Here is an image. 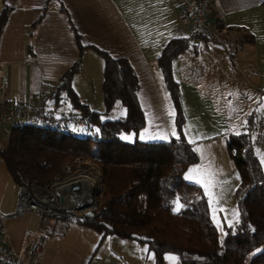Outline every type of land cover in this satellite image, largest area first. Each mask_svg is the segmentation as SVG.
<instances>
[{"label":"crops","instance_id":"0c3cea01","mask_svg":"<svg viewBox=\"0 0 264 264\" xmlns=\"http://www.w3.org/2000/svg\"><path fill=\"white\" fill-rule=\"evenodd\" d=\"M5 4L11 10L0 44V104L28 103L43 86L47 88L42 99L45 105L61 102L54 101L53 92L62 73L79 53L61 9L64 6L85 45L80 69L72 78L79 99L90 109L103 111L102 95H87L89 77H102L103 61L94 47L115 57L126 56L138 77L137 99L145 117L144 127L136 133H127L130 137L127 140L137 137L142 141H160L176 135L174 110L156 63L168 40L188 37V28L178 18L173 0H0V11ZM44 6L42 18L33 24ZM211 15L221 34L233 40L234 46L226 49L216 41L190 40L193 46L175 57L171 65L181 92L184 134L199 154L198 162L192 164L194 170L184 172L188 176L191 171L186 181L202 188L208 208L210 198L215 203L220 199L217 184L222 182V175L218 177L222 156L216 143H221V139L219 133H212V143L208 142L197 136L191 125L198 119L209 123L218 116L207 109L208 101L215 103V92L238 97L239 93H245V87L254 93L248 110L255 108V116H264V96L260 112L254 105L259 95H264V0H213ZM218 74L228 78L216 79ZM118 114L124 115L125 109ZM225 119L231 121L229 113ZM232 132L230 124L221 134L228 136ZM202 156L207 158L203 164ZM258 158L264 160V150H260ZM204 173L207 182L203 181ZM18 186L0 155L3 212L15 211ZM231 211L236 220V212ZM7 228L10 244L21 255L30 240L41 233L48 236L39 264H143V254L148 255L149 246L146 243L145 250L144 240L139 237L102 235L81 223L55 218H49L42 230L35 213L8 219Z\"/></svg>","mask_w":264,"mask_h":264},{"label":"trees","instance_id":"16d2710c","mask_svg":"<svg viewBox=\"0 0 264 264\" xmlns=\"http://www.w3.org/2000/svg\"><path fill=\"white\" fill-rule=\"evenodd\" d=\"M61 9L79 53L59 78L54 101L68 100L85 124L53 128L30 119L12 126L8 143L0 145V155L13 179L18 185L34 179L44 190L66 163L76 158L92 159L101 165L100 204L92 216H75L72 221L102 235L139 237L147 242L156 264L162 263L167 252L175 253L179 264H264V166L253 154L249 133L256 112L248 115L243 131L227 136L228 151L239 174L235 189L238 214L219 241L202 188L183 178L198 155L183 134L180 89L171 65L175 57L193 46L189 37L168 40L156 58L174 106L176 135L160 141L126 140L120 133H136L145 125L137 99L138 77L126 56L115 57L94 47L103 61L104 110L90 109L82 102L71 81L80 69L85 45L67 9ZM10 10L5 4L0 11V44ZM44 11L45 6L33 24ZM116 100L125 107V114L104 118ZM176 201L178 209H174Z\"/></svg>","mask_w":264,"mask_h":264},{"label":"built area","instance_id":"2783aa9c","mask_svg":"<svg viewBox=\"0 0 264 264\" xmlns=\"http://www.w3.org/2000/svg\"><path fill=\"white\" fill-rule=\"evenodd\" d=\"M213 0H173V6L178 18L188 28L190 40L207 39L222 44L226 49L234 41L226 38L218 29L216 19L211 15ZM5 87V83L2 84ZM47 88L43 86L33 94L28 103L0 104V145L9 141L10 128L24 119L36 120L53 128L81 127L85 120L81 114L70 106L59 103L47 106L43 103V95ZM253 154L258 157L260 150H264V116H256L249 129ZM64 179L53 177L44 190H41L36 180H29L18 186V204L14 212L5 213L0 209V264H39L48 236L41 233L37 238L28 242L23 255L9 242L7 220L28 213H35L39 217V227L44 230L49 218L64 219L71 222L75 216L84 215V211L67 208L62 200L61 190L55 186L65 184ZM141 238L144 235L139 234Z\"/></svg>","mask_w":264,"mask_h":264},{"label":"rangeland","instance_id":"374dc122","mask_svg":"<svg viewBox=\"0 0 264 264\" xmlns=\"http://www.w3.org/2000/svg\"><path fill=\"white\" fill-rule=\"evenodd\" d=\"M218 75L219 76H217L216 79H219V80H226L228 78L225 76V74H223V75L218 74ZM100 78H101V80H100ZM100 78L98 75L97 76L91 75L89 77L90 85H89L88 93H87V95L89 97H94L95 95H98V94L100 96L102 95V91H101L102 77L100 76ZM71 85H72V81H71ZM179 89H180V87H179ZM244 89H245L244 90L245 93H239L238 97H236L234 94H230V93L227 94L226 92H220V93L215 92L213 94V98H214L215 103L213 105L212 101H210V102L208 101L207 109L213 110L214 111L213 113L218 115V116H215L214 118H212V121H209V123H206L207 121H205V120H203V122H201L198 119L195 122H193L191 125V127L193 129H195V131L197 133L196 135L201 137V138H204L208 142L212 143L213 138H210L212 133H215V134L219 133V135H220L219 137L221 139V143L220 142L216 143V144L220 145L221 152H218V153L222 156V161L220 163V168H219L220 172L218 173V177L222 175V182L217 184L220 199H219V202L215 203L214 200L212 198H210V202H209V210H211V217H212V219H213V221L217 227L219 241H222L225 234H226V228L225 227L229 224H233L235 221V220H233L231 210L234 209V211L236 212V215L238 214L236 197H235V189L239 184L238 170L236 168V165H235L233 159L231 158V156L229 154L228 147H227V137H226L227 135L221 134V133H222V131H226L227 127H230V124L232 125V131H233L232 133H239V132L243 131L245 129L244 125L246 124L248 115L252 111H255V108H253L252 110H248L249 109L248 106L250 105L249 99L254 95V93L251 92V90L249 88L245 87ZM168 95H169V93H168ZM261 96H264V95L260 94L259 95L260 100L258 98L256 104H254L257 106L256 109L259 112L261 111L260 110V108H261V105H260ZM81 97H84V96L81 95ZM169 97H170V95H169ZM170 100H171V98H170ZM82 102H84V101H82ZM180 102H181V92H180ZM60 103H63L66 106H70L68 100H65V99H62ZM102 103H103V100H102ZM171 104H172V100H171ZM181 106H182V102H181ZM221 106H222V110H221ZM103 107H104V104H103ZM172 107L174 110L173 104H172ZM119 109L121 111H124L125 107L123 106V104L120 101L116 100L112 104L108 113L103 114V117L104 118L119 117L118 116L119 115L118 112L120 111ZM103 110H104V108H103ZM182 110H183V108H182ZM227 113H229V115H230V120H231L230 122L227 121L226 119L224 120L225 115ZM183 115H184V112H183ZM27 120H29V119H24L23 121H27ZM174 121H175V111H174ZM184 124H185V116H184L183 129H184ZM174 127H175V122H174ZM130 133H133V132H130ZM126 134L127 133L122 132V133H120V137L122 139H124V137H127ZM183 134H184V130H183ZM184 136H185V134H184ZM218 151H220V150H218ZM224 152H225V154H224ZM197 155H198V160H199V154H197ZM198 160L195 163H193V165H195L198 162ZM206 160H207V158H205L204 156L201 157L202 164ZM259 160L261 161L262 166H264V160H262V158H260ZM79 164H80V166H77ZM84 165L93 166L98 171L99 183H98V187H97V191H96V200H95V202L91 203L93 205L77 208L76 209L77 212L78 211L83 212L87 209H91L94 211L99 206V204H100L99 197H100L102 190H103V186H102V182H101V165L92 159L76 158L73 161L66 163L65 167L59 173L54 175V177L57 176L59 178V180L64 179V181H66L65 176H67L68 173L76 170V167H78V169H79L81 166H84ZM193 165L191 164L187 169L194 170L192 167ZM188 172L190 173L191 171H188ZM189 173H188V176L191 174V173L190 174ZM185 174L186 173H183V178H185L184 180L188 179V176ZM203 177H204L203 181L207 182L208 178H205L206 177L205 173L203 174ZM215 191H217V190H214V192ZM88 205H90V204H88ZM179 206H180L179 202L176 201L174 204V209H178ZM231 206L233 207L232 209L230 208ZM216 207L219 208V210H215ZM220 213H222V215ZM236 218H237V216H236ZM143 243H144V248L146 250L148 248L147 244H146L147 242L143 241ZM147 250H148V253H147L148 255L143 254L142 263L143 264H156L155 256H154L152 250L150 248ZM172 257L175 258L174 261L172 259H170ZM161 264H179L178 257L173 252H167L164 254L163 261Z\"/></svg>","mask_w":264,"mask_h":264},{"label":"bare ground","instance_id":"6f19581e","mask_svg":"<svg viewBox=\"0 0 264 264\" xmlns=\"http://www.w3.org/2000/svg\"><path fill=\"white\" fill-rule=\"evenodd\" d=\"M77 169L78 167H76ZM76 170L65 176L67 181L65 184L55 187L57 190L62 189L61 195L64 205L72 210L93 205L91 203L96 200L99 183L98 171L93 166L84 165Z\"/></svg>","mask_w":264,"mask_h":264},{"label":"water","instance_id":"95a60500","mask_svg":"<svg viewBox=\"0 0 264 264\" xmlns=\"http://www.w3.org/2000/svg\"><path fill=\"white\" fill-rule=\"evenodd\" d=\"M83 214H84L85 216H92V215H93V210H91V209H87V210L84 211Z\"/></svg>","mask_w":264,"mask_h":264},{"label":"snow or ice","instance_id":"6c2138e0","mask_svg":"<svg viewBox=\"0 0 264 264\" xmlns=\"http://www.w3.org/2000/svg\"><path fill=\"white\" fill-rule=\"evenodd\" d=\"M173 135H175V132H173ZM141 138L143 139L144 137L142 136ZM124 139H130V137H124ZM170 259H172L173 261L175 260L174 257H172V258H170Z\"/></svg>","mask_w":264,"mask_h":264}]
</instances>
